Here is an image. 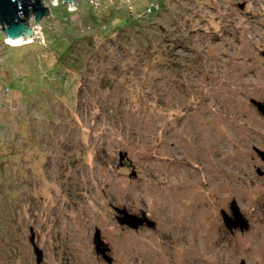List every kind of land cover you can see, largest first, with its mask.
I'll return each mask as SVG.
<instances>
[{
    "label": "rangeland",
    "instance_id": "obj_1",
    "mask_svg": "<svg viewBox=\"0 0 264 264\" xmlns=\"http://www.w3.org/2000/svg\"><path fill=\"white\" fill-rule=\"evenodd\" d=\"M93 1L0 29V264H264V0Z\"/></svg>",
    "mask_w": 264,
    "mask_h": 264
},
{
    "label": "water",
    "instance_id": "obj_2",
    "mask_svg": "<svg viewBox=\"0 0 264 264\" xmlns=\"http://www.w3.org/2000/svg\"><path fill=\"white\" fill-rule=\"evenodd\" d=\"M75 0H62L63 3L74 5ZM91 3L95 6L94 1ZM30 14L35 15V24L33 28L28 26V18ZM48 13L46 6H43L42 0H0V29L7 37L6 39L13 43H21V38L31 40L35 37L43 44L40 37V26L37 23L43 16ZM264 55V53H263ZM251 103L256 107V109L261 112L264 116V102L257 101L255 99L250 100ZM260 157L264 160V152L257 151ZM260 173V171L258 170ZM232 215L227 214L225 211H221V216L225 226L232 231L233 229L239 228L241 231L247 229L249 224L246 218L240 212L238 206L233 201L230 205ZM116 214V219L118 223L122 226L126 225L130 228L137 229L139 226L143 225L145 222L147 227H154V221L150 220L144 211L140 212V215L132 214L127 211L125 207L114 208ZM30 243L33 246L34 253L36 255V262L40 264L43 254L42 251L35 245L34 234L32 229H30ZM93 243L95 245V250L100 253L104 258H107L108 246L101 239L99 230L96 229L93 236ZM110 261V259L108 260Z\"/></svg>",
    "mask_w": 264,
    "mask_h": 264
},
{
    "label": "flooded vegetation",
    "instance_id": "obj_3",
    "mask_svg": "<svg viewBox=\"0 0 264 264\" xmlns=\"http://www.w3.org/2000/svg\"><path fill=\"white\" fill-rule=\"evenodd\" d=\"M111 207H112V209H114L116 206H114V205H111ZM118 208V207H117ZM132 214H136V213H132ZM139 214V213H138ZM137 215V214H136ZM114 216H116V212H115V214H114ZM150 219V218H149ZM151 220V219H150ZM152 221H154V220H152ZM154 223H155V221H154ZM141 227H146V228H148L147 227V225H146V223L144 222L143 223V225H141L139 228H137V230H139ZM155 227V226H154ZM101 239H102V237H101ZM103 241H104V239H102ZM93 242V241H92ZM104 243H106L105 241H104ZM107 244V243H106ZM108 246V245H107ZM108 264V263H107Z\"/></svg>",
    "mask_w": 264,
    "mask_h": 264
},
{
    "label": "bare ground",
    "instance_id": "obj_4",
    "mask_svg": "<svg viewBox=\"0 0 264 264\" xmlns=\"http://www.w3.org/2000/svg\"><path fill=\"white\" fill-rule=\"evenodd\" d=\"M24 39H25V38L22 37V38H21V41L24 42ZM7 42H8L10 45H20V44L23 43V42H21V43H19V44H18V43H13V42H11V41H9V40H7Z\"/></svg>",
    "mask_w": 264,
    "mask_h": 264
}]
</instances>
